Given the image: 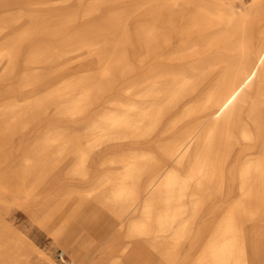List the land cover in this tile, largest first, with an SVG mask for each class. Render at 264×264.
Masks as SVG:
<instances>
[{
    "label": "bare ground",
    "instance_id": "bare-ground-1",
    "mask_svg": "<svg viewBox=\"0 0 264 264\" xmlns=\"http://www.w3.org/2000/svg\"><path fill=\"white\" fill-rule=\"evenodd\" d=\"M151 1L135 65L122 48L129 11L119 26L103 24L90 35L74 30L75 11L39 16L32 10L23 18L0 0V29L29 23L27 33L0 50V264L51 260L7 219L14 207L49 235L90 215L92 234L107 231L112 241H128L89 264H177L180 250L197 246L211 247L208 264H264V0ZM100 2L89 4L85 16ZM113 17L120 22L119 14ZM37 30L48 41H32L23 68L20 42ZM54 36L64 39L52 43ZM84 47L103 59L94 80L86 73L58 86L57 69L34 71L51 62L72 68V58L62 63L64 52ZM44 87L76 100L66 113L75 131H62L39 153L59 145L73 152L85 175L101 164L97 156L114 154L95 172L114 176L85 188L60 178L59 169L47 173L62 162L52 155L44 163L33 159V166L9 152L13 130L29 119L26 108L35 101L24 93ZM140 147L139 154L131 151ZM32 254L40 261L32 262Z\"/></svg>",
    "mask_w": 264,
    "mask_h": 264
},
{
    "label": "rangeland",
    "instance_id": "rangeland-1",
    "mask_svg": "<svg viewBox=\"0 0 264 264\" xmlns=\"http://www.w3.org/2000/svg\"><path fill=\"white\" fill-rule=\"evenodd\" d=\"M7 1L9 3V6L6 7L7 12L12 13L13 15L21 14L23 15V18L30 17V15H32V10L35 11V13L39 16H45L47 14L54 15L59 11H75L76 13L74 16V25H76L77 27H75L74 30L83 31L89 33L90 35H94L97 32H100V30H104V26H102L103 24H110V26H119V24L123 22L126 13L129 11V38L125 37L122 39L123 43H125L124 45H122V48L126 51L127 57L135 65L137 64V60L136 56L134 55V47L136 49L138 38L140 37V24L142 22L148 21L152 3L151 0H101V4H99L100 6L97 11L85 16L86 7L97 0H34L35 4L32 6H28L25 4L27 0ZM114 14L120 15L119 23L115 22V19L113 17ZM28 25L29 23L27 21H24L23 23L19 22V24L17 23L7 28L0 29V50L8 43L12 44L16 42L19 39L20 35H24L25 33H27L29 30ZM57 30L62 33V35H66V27H59ZM118 30V32L120 33L121 29ZM114 31L117 30H113L112 32ZM42 35L43 34H41V32L37 30V32H34L31 36H25V38H23L25 40L23 42H20V53L22 54L19 58V65L23 68H25V65H23L24 54L27 53V51L30 50V48L33 46L32 41L34 40L39 44L48 41ZM117 36L118 34H113L114 38H117ZM63 39L64 38H62L61 36L57 38L54 36V39H52V41L50 42L57 43L63 41ZM91 50H93L92 47H84L78 52L73 50L65 51L61 61H63L62 63L65 64L67 58H72V68L67 69L66 66L59 68L61 66L60 64H58L59 62H51L48 64L44 63L34 71L52 73V70L54 71L55 69H57L55 75L53 76V80L57 82L58 86L63 85L69 77L79 78L86 73L91 74L90 79L94 80L97 77L95 74L97 73L98 67L101 65L103 59L99 58L100 56L92 57L90 54ZM114 72L118 73L119 70L115 69ZM128 72L135 71H133V69H128ZM24 95H26L24 96L25 99L27 96L32 97L30 99L31 101H36L38 98L35 99V97L38 95H42V97L40 98V101H42L41 108L39 109L38 113H36L37 117L33 118L31 117L32 114L38 109L36 106L37 101H34V104L28 105V108H26V113L29 116V119L22 122L21 125H18L17 128L15 127V129L13 130L11 141L6 145V148L9 150V152L10 150H12L15 156H19V159H21L22 163L27 162L29 163L28 165L33 166L36 165L33 164V159L39 157L40 160L44 163L46 158L49 155H52V157H54L53 160H62V162L58 166L57 163L47 166V168L49 169L47 173L53 175V173L51 172L59 169L60 178H65L69 181L76 180L85 188H91L96 184V180L98 183L100 180H103V177L107 178L109 176H114L112 173L107 172H105L107 175H103V172L95 173L97 172L96 170L105 169L107 161H114L117 158V155L114 154H110L108 156H97L98 160H102L101 164H98L94 167L92 166L91 171L87 175L84 174L85 172L83 169L76 168L74 166L75 161L74 155H72L73 152H62V149L61 147H59V145H54L48 148V151H46V153L40 154L39 147H41L48 141L54 142V139L58 138L62 131L68 135H72V133H74L75 126L72 124L71 119L66 115V113L76 100L74 99L70 102L66 101L63 95L58 94V92H53L50 88L46 87L37 88L35 89V91L30 93L25 92ZM78 95L79 92L75 94L76 97H78ZM125 99H127V97H125ZM21 100H23V98H21ZM28 101L29 100H25L22 101V103H26ZM67 143L69 144V141H67ZM144 146L146 147V145ZM131 151L133 153L139 154V152H143L144 150L143 147H140L136 149L134 148ZM151 153L153 154V151ZM90 159L87 160V166L91 161ZM148 161L149 158L146 159L145 163ZM15 209L16 207L12 209L11 213L7 216V219L12 224H14V226L17 225L16 228H21V230H23L24 232L26 231L30 238L35 242L36 246L51 258V260H44L40 264H71L72 262H74L75 264H89L91 262V259L95 260L99 258L101 255H103V252L110 253L118 245H125V243L128 242L124 240L117 242L112 241L111 236H108L107 231L97 233L96 235L92 234L88 229L89 221L91 219L90 215L83 219H81V216L78 215L77 218H73L65 222V228L63 231H61L57 235H49L45 230L31 224L29 216L26 215L23 210L18 208L17 210ZM106 244L109 246H107ZM81 247L82 251L79 255H77ZM203 249L205 250L203 251ZM203 249L201 250V248L197 246L195 248L189 249L188 251L180 250L181 252L179 253L177 264H208V260L205 255L210 254L211 247H205ZM207 250L208 252L205 253ZM30 260L34 263H37L40 261V257L36 254H32L30 256Z\"/></svg>",
    "mask_w": 264,
    "mask_h": 264
},
{
    "label": "crops",
    "instance_id": "crops-1",
    "mask_svg": "<svg viewBox=\"0 0 264 264\" xmlns=\"http://www.w3.org/2000/svg\"><path fill=\"white\" fill-rule=\"evenodd\" d=\"M81 249H82V247L80 248V250H79V252L77 253V255H79V254H80V252L82 251Z\"/></svg>",
    "mask_w": 264,
    "mask_h": 264
}]
</instances>
